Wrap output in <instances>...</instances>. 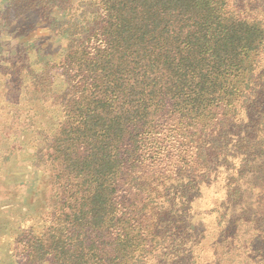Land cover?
Here are the masks:
<instances>
[{
    "label": "rangeland",
    "instance_id": "rangeland-1",
    "mask_svg": "<svg viewBox=\"0 0 264 264\" xmlns=\"http://www.w3.org/2000/svg\"><path fill=\"white\" fill-rule=\"evenodd\" d=\"M207 3L199 15L208 60L193 59L203 80L187 79L176 100L169 88L155 96L151 84L132 87L122 71L116 102L91 105L104 0H0V264H155L169 246L173 264H264V0ZM134 32L120 20L116 39ZM125 57L114 52L111 74ZM87 109L124 142L111 162L122 150L142 155L115 175L106 165L107 188L79 181L69 188L76 199L61 192L62 159L49 160L40 143L56 145ZM198 142L215 154L203 176ZM75 217L103 222L87 229Z\"/></svg>",
    "mask_w": 264,
    "mask_h": 264
},
{
    "label": "trees",
    "instance_id": "trees-1",
    "mask_svg": "<svg viewBox=\"0 0 264 264\" xmlns=\"http://www.w3.org/2000/svg\"><path fill=\"white\" fill-rule=\"evenodd\" d=\"M205 3L207 0H104L106 16L100 36L101 44L96 45L92 53V59L98 63L102 81L99 85L89 82L88 87L92 90L91 105L101 104V99L116 102L121 92L115 75L118 76L122 71L128 72L132 87L140 85L145 89L147 84H151L149 95L154 94L155 96L160 95L163 88H169L171 89V99L176 100L180 96L183 97L189 88L187 79L203 80L194 72L193 59L201 57L205 61L208 60L204 58L205 23L203 17L199 15ZM224 3L226 0H222L223 5ZM120 20L124 25L132 23L135 26V32L130 35L125 33L126 39L122 42L118 41L115 35L117 23H120ZM102 39L104 40L102 41ZM127 41L130 44L129 48H127ZM115 51L125 52L126 57L120 60L117 65L118 70L114 71L113 75L109 72V68L111 67V57ZM151 53L153 55L150 66L149 55ZM162 63L167 65V71H164ZM79 93L81 95L79 99H81L84 89H80ZM112 127L110 123L100 121L93 111L87 109L69 130L65 129L64 135L62 132L56 145L54 144L56 139L52 143L46 141L40 143V146L46 150L45 156H48L49 160L52 153L55 152L58 158L62 159L64 168L68 170V172H64L58 168L56 171L63 179H66L61 184L63 195L76 198L78 192L74 190L71 193L69 188L77 187L79 181H82L81 188L87 189V182L99 183V190L107 188L108 178H100L106 175V165L109 163L113 167L108 174L112 175H115L116 170L120 167L129 165V158L133 160L134 165H138L142 153L136 148L137 143L133 146L136 149L129 152L122 150L123 153H119L117 159L113 158L116 162L110 161L109 158L115 154L114 150H120L124 144L123 141L114 140L111 135ZM139 129L140 125L136 123L134 132L137 135L142 133L139 132ZM195 136H198V133H195ZM112 143L115 146L111 147ZM197 147L199 155L195 156L194 165L198 173H195L203 176L204 165L211 163L212 161L210 162L208 158H213L215 154L203 143L198 142ZM205 149L209 150V154H206ZM124 154H127L128 157H124ZM51 162H55V159H52ZM64 163H68L69 166ZM193 171L195 170H185L178 175L179 177H175L178 179L173 180H183ZM72 173H75V176ZM151 178L153 182L158 179L155 174H152ZM155 185L157 187L152 191L151 197L153 202L161 196L159 185ZM140 186L143 187V192L147 191L144 190L145 188L149 189L146 187L147 184ZM75 219L87 229H92L95 224L100 225L103 222V219L101 222L94 221L92 223L86 222V218L75 217ZM83 227L81 225L79 229H83ZM67 229H78V227L70 225ZM37 241L40 244L44 242L41 238H37ZM172 248V246L165 248L161 254V256L164 255V258L155 260V264H173V259L168 257ZM141 259L133 264H146V259Z\"/></svg>",
    "mask_w": 264,
    "mask_h": 264
}]
</instances>
